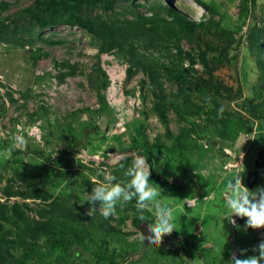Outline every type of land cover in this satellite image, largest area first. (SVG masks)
Here are the masks:
<instances>
[{"label": "rangeland", "instance_id": "374dc122", "mask_svg": "<svg viewBox=\"0 0 264 264\" xmlns=\"http://www.w3.org/2000/svg\"><path fill=\"white\" fill-rule=\"evenodd\" d=\"M33 1L0 0L9 4L6 9L0 6L1 15L14 14ZM135 1L144 3L138 9L145 14H151L150 5L169 4L192 19L209 21L207 28L201 29V47L181 41V50L165 49L161 45L153 52L160 60L179 61L182 67H194L199 76H209L223 91V95L213 99L193 91L190 108L183 113L185 118L181 122L176 110L169 112L171 131L177 134L182 127H193L196 132L193 131L192 137L202 150L192 148L186 153L187 161L178 155L166 156L160 150L151 156L155 185L161 189L158 199L173 209L176 230L163 236L160 244L148 243L149 252L143 256L141 244L145 240L133 224L137 208L129 203H118L114 217H125L123 230L134 234L118 236L105 225L101 226L103 219L86 218L79 223L56 224L50 237L69 246L71 254L67 264H90V258L102 251L99 245L105 241H109L107 255L118 261L114 264H153L155 253L161 250V264H230L233 254L240 258L258 256L253 249L264 240V228L245 230L246 218L236 216L232 217L236 225L230 223L231 213L224 193L228 181L239 174L249 190L264 188V69L250 40L255 30L264 29V0H203L212 6V13L195 0ZM132 4L133 1L119 0L113 11L122 13L124 5ZM125 17L131 19L133 15ZM20 20L26 24L30 21L23 17ZM33 35L37 40L24 47L0 40V107L4 108L0 109V200L8 202L3 189L8 180L16 176V170L24 169V164L31 167L40 162L46 165L49 175L44 178L35 166V184L44 186L61 200L66 199L69 205L80 207L87 215L90 207L87 194L95 183L103 181L98 171L107 169L112 174L124 157H144L140 149L132 148L131 136L139 135L140 127L143 126L151 140L157 134L164 135L165 127L150 110L153 96L148 77L133 66L123 52L118 49L100 52L97 39L80 27L62 24L44 30L36 27ZM41 36H54L55 40L64 42L50 45L42 41ZM35 52H41V56L34 63ZM202 54L215 61L210 67L211 75L206 73L200 60ZM66 60L78 64V73L60 82L56 77L60 71L56 62ZM96 65L106 71L108 78L103 102L88 78ZM165 85L168 92H176L177 87L170 81L166 80ZM28 90L26 107H22L26 102L22 94ZM8 92L18 101H10ZM85 108L89 111L77 114V119L92 120L97 128L92 123L78 126L80 122H73L72 113ZM197 109L204 112L194 114ZM144 111L149 114L145 115ZM218 113L242 127L236 133L239 127L228 125L230 139L227 141L215 133V125H212ZM69 124H73V130L69 129ZM247 126L252 127L251 131H245ZM17 149L20 152L15 154ZM64 150L69 154H62ZM16 179V188H28L25 182ZM15 201H27L34 208L48 207L39 199L22 200L21 197L11 198L8 203ZM94 207L97 209L94 213L99 212V203ZM29 214L38 218L35 211ZM142 215L145 221L155 223L154 210H144ZM111 223L116 225L117 222ZM8 228L16 229L6 223ZM77 235L83 244L76 243ZM14 236L16 233L12 234ZM11 247L17 256L24 250L19 245ZM37 249L44 261L41 263L34 257L30 260L32 263L48 264L58 253L47 237L40 239ZM133 249L135 255L128 256L127 251ZM241 250H247L243 256Z\"/></svg>", "mask_w": 264, "mask_h": 264}, {"label": "trees", "instance_id": "16d2710c", "mask_svg": "<svg viewBox=\"0 0 264 264\" xmlns=\"http://www.w3.org/2000/svg\"><path fill=\"white\" fill-rule=\"evenodd\" d=\"M119 0H34L33 3L27 7L19 10L14 14L7 16L1 15L0 12V40L8 44L17 46L33 45L37 40L33 32L37 27L40 30L47 28H54L59 25H70L72 27H80L94 36L99 42L100 52L118 49L127 55L128 60L138 70L142 71L149 79L150 86L152 87V100L153 107L150 109L154 111L160 122L165 127V133L157 134L154 140H151L149 135L144 132L143 126L139 128L141 132L139 135L131 136L132 148L140 149L144 157L147 159L152 171L150 172V184H155V165L152 160V155L157 150L166 154L169 157H176L178 155L184 161H187L186 153L192 148L200 149L196 139H194L192 128L182 127L177 134H174L170 127L169 112L176 110L179 115L180 122L183 121L184 112L189 110L191 105V96L193 91H199L211 99L214 96L223 95L222 89L217 83L212 82V79L199 76L197 70L192 68L182 67L179 61L167 62L160 60L153 49H158L159 46L167 48H178L181 50V41H187L190 45L195 44L201 47L203 40L202 31L208 26L207 20H196L190 18L180 10L173 8L171 5H150L151 14H145L140 11V7L144 3L133 1L132 6L124 5V12L117 13L113 10ZM199 5L203 6L206 10L212 13V6L203 0H195ZM1 9H6L9 4L6 2L0 3ZM101 9L103 12L99 13L97 10ZM108 13V15H105ZM126 14H132L131 19L125 17ZM119 15H123L120 17ZM29 19V23H21V18ZM30 17V18H29ZM13 22L15 25H13ZM12 23V24H10ZM11 25H13L11 27ZM30 26V27H29ZM202 29V31H201ZM28 33V35H26ZM42 41L56 45L64 42L63 40L54 39V36L45 38L39 37ZM251 48L258 55V62L264 69V29H257L252 33ZM159 50V49H158ZM144 51L145 53L141 52ZM152 51V52H151ZM41 52H35L33 55L34 63L41 56ZM47 55V53H42ZM200 60L203 62L206 73L211 75V64H215L214 59L208 60L202 54ZM56 66L60 69L57 78L60 82H64L69 76L78 73V64L70 63L69 61L56 62ZM99 65V63H97ZM96 65V66H97ZM94 67V72L88 75L90 84L97 89L100 95V101H104L103 93L108 86V78L105 70L101 66ZM129 75H132L130 72ZM168 80L172 85L177 87L176 92H168L165 81ZM29 92H23L22 96L26 99L21 106L26 107ZM10 101L17 102L11 92L7 93ZM3 107H0L2 109ZM4 110V108H3ZM89 111L88 108L78 109L72 113L74 121L80 122L78 126L95 125L92 120L82 121L77 114ZM204 110L197 109L193 113L201 114ZM216 113V111L214 112ZM144 114H149L144 111ZM206 114L210 117V112ZM221 116L220 113L216 114V120L212 125L215 133L226 140L230 139V133L227 130L228 125L239 128L237 133L242 127L238 123H231L229 117ZM231 124H230V123ZM73 124H69V129L73 130ZM80 128V127H79ZM251 126L245 127V131H251ZM204 129H211V127L204 126ZM237 129V128H236ZM235 133V134H236ZM166 136V140L164 137ZM169 140V142H167ZM20 149L15 150V154L19 153ZM224 152V151H223ZM69 154L64 150L62 154ZM134 156H126L120 161L116 169L112 171V175L116 177L117 181H127L129 178L125 177L124 172L132 164ZM28 166V168H27ZM35 166L39 168V173L44 178H48L49 171L46 165L38 163L36 165L24 164V169L15 171L16 176L8 180L5 188L3 189L6 198L9 200L11 197H21L22 200L35 199L41 200L48 204V207H32L27 201H16L13 204L8 202L3 203L0 200V264H37L32 263L30 260L38 257L39 262L43 263L41 259V252L37 249L41 238L47 237V241L52 242L55 250L58 251L54 260L49 261L48 264H67V257L71 254L69 246L59 240L51 239L50 234L56 224H63L67 221L82 222L84 219H103L101 226L105 225L109 232L118 236H128L134 233L125 232L123 224L125 217L123 216H110L105 218L100 212L94 213L91 216L84 215L81 208L66 203V199H59V196H53L50 191H47L44 186L36 185L35 180ZM103 179V176H99ZM16 178L25 182L28 185L26 190L16 188ZM53 180V179H50ZM99 203V202H97ZM130 205L136 207V199L128 202ZM137 208V207H136ZM30 211H35L38 218L31 216ZM141 212L137 210L133 216V224L139 228L142 221L140 219ZM111 221H116V225H112ZM6 223H10L16 229H6ZM140 229V228H139ZM16 236L12 237V234ZM142 236V232H139ZM12 237V238H11ZM143 237V236H142ZM76 243L83 244V240L79 235L76 236ZM149 241H144L141 244L142 255L145 256L148 251ZM162 243V241H161ZM19 245L24 247L20 256H17L11 246ZM102 250L98 254H94L95 258H90V264H109L117 263V259L107 255L109 250V241H105L99 245ZM160 250V249H158ZM136 250L127 251L128 256L135 255ZM140 251V252H141ZM154 263L161 264L163 261V251L155 253ZM160 261V263H157ZM141 262V261H140Z\"/></svg>", "mask_w": 264, "mask_h": 264}, {"label": "clouds", "instance_id": "9594fccd", "mask_svg": "<svg viewBox=\"0 0 264 264\" xmlns=\"http://www.w3.org/2000/svg\"><path fill=\"white\" fill-rule=\"evenodd\" d=\"M150 169L144 157L133 158L131 166L124 172L125 177L129 178L127 181H117L109 170L100 169L97 175L103 176V181L95 183L91 192L87 194L86 201L90 205L87 215L91 216L97 211L94 205L99 202L98 211L101 215L105 218L115 216L118 203L123 205L135 198L138 211L143 213L144 210H154L155 212L156 221L154 224L148 223L149 235H142L144 240L147 239L151 244H160L163 236L171 234L176 229L173 223V209L158 199L161 197V189L149 183ZM224 195L226 206L231 213L230 219L228 218L230 223L236 225V221L232 219L236 216L246 218L245 230L264 228V188L249 190L244 186L239 174L228 181ZM140 219H145L142 214ZM246 251L241 250V256ZM253 251L258 252L259 255L240 258L233 254L230 264H261L264 261V240H261Z\"/></svg>", "mask_w": 264, "mask_h": 264}, {"label": "water", "instance_id": "95a60500", "mask_svg": "<svg viewBox=\"0 0 264 264\" xmlns=\"http://www.w3.org/2000/svg\"><path fill=\"white\" fill-rule=\"evenodd\" d=\"M148 223L151 224V223L148 222V221H142V222L140 223V225H139L140 231L142 232V234H143L144 236L149 235L148 228H147ZM145 240L148 241L147 239H145Z\"/></svg>", "mask_w": 264, "mask_h": 264}]
</instances>
